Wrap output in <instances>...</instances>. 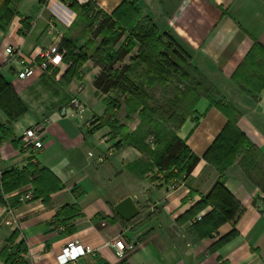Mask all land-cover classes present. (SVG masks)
Masks as SVG:
<instances>
[{
  "label": "crops",
  "instance_id": "obj_1",
  "mask_svg": "<svg viewBox=\"0 0 264 264\" xmlns=\"http://www.w3.org/2000/svg\"><path fill=\"white\" fill-rule=\"evenodd\" d=\"M74 1H92L97 11L110 15L123 0ZM135 1L157 31L168 35L188 56L191 72L201 76L205 87L217 92L212 95L213 100L215 96L222 98L239 112L235 125L264 159V83L257 85L251 76L240 82L235 80L238 67L255 44L264 49V0ZM68 3L21 0L18 15L6 31L0 30V76L11 85L25 109L12 122L0 109V127L11 130L7 138L0 131V171L22 169L33 163L50 172L58 185L53 189L54 181L42 176L34 186L31 200L17 199L24 185L0 194V264H7L5 256L13 250L16 263L55 264L69 239H78L93 249V254L84 258L88 264H264L260 187L264 165L249 176L237 157L224 168L223 195L218 190L214 203L205 199L219 178L218 164L213 162L215 152L209 154L208 149L228 121L205 93H199L194 114L175 129L187 151L199 160L186 178L170 181L165 179L168 171L157 166L145 152L132 145L115 147L120 137L108 126L90 131L93 118L103 116L105 110L93 86L100 69L92 61L83 67L77 98L84 107L80 116H76L65 95L40 98L29 94L28 86L42 72L37 69L33 75L19 78V65L5 53V48L19 47L22 55L30 59H36L53 45L61 50L59 43L74 18L67 25L55 13L62 5L74 15ZM131 56L129 53L122 63H129ZM254 59L264 67L259 54ZM62 65L64 61L50 67L57 69ZM245 80L250 85L245 86ZM250 86L261 89L250 94L246 90ZM138 121L135 116L126 122L130 132ZM32 126L38 127L43 139L42 148L33 155L23 145L24 132ZM176 170L177 167L172 168V172ZM127 196L138 210L129 221L115 211L116 204ZM230 199L243 207L234 224L216 205ZM71 206L76 207L77 213L59 214ZM213 210L222 216L217 224L212 225L209 218L204 223L197 219ZM4 220L13 224L7 225ZM115 239L133 245L124 258L117 257L110 245Z\"/></svg>",
  "mask_w": 264,
  "mask_h": 264
},
{
  "label": "trees",
  "instance_id": "obj_2",
  "mask_svg": "<svg viewBox=\"0 0 264 264\" xmlns=\"http://www.w3.org/2000/svg\"><path fill=\"white\" fill-rule=\"evenodd\" d=\"M20 1L0 0L1 31H6L12 19L18 15ZM67 1H69L68 9L76 14V18L78 17L79 20L85 21L86 27L90 25L88 23L92 20L88 22L87 17L95 9L94 3L87 1L86 3L78 4L74 0ZM95 11L97 15L102 16L100 20H97V27L93 30L92 38L85 37L88 32V28H86L80 35L84 43L79 48L76 44L78 38L73 39L67 30L64 38L59 43V48L66 50L63 55V61H71L69 66L72 67L68 70L71 76H77L80 72V66L82 67L87 60L92 61L93 65L100 69L93 79V86L96 91L101 94H107L118 89L120 94L124 96V103L128 109L126 119L129 120L130 115L133 113L137 114L139 123L134 131L129 132L122 124L117 128L114 113L119 105L117 102L118 98L107 100V104L104 103L105 110L103 123L101 124L109 126L112 132L119 135L120 139L114 145L115 147L132 145L145 152L157 166L168 171L165 174L166 181H170L173 178H186L199 158L187 151L183 140L176 136L174 130L185 118L194 114L196 101L199 98V93L202 92L228 118L226 126L208 149L209 154L215 152L216 159L213 162L215 161L218 164L219 178L215 183L214 189L206 195V201L214 203V197L218 190H221L223 195L221 179L224 168L237 157H240L239 164L242 170L249 176H252L254 172L258 173L260 171L258 167L264 165L260 150L235 125L239 112L222 98L213 100L212 94H217V92L210 86L205 87V81L201 76L191 72L192 68L188 63V56L175 45L168 35L160 34L157 31L151 20L143 15L135 0H123L110 15L96 9ZM76 18L70 24L71 27L74 26ZM26 21V18L22 20L24 26ZM114 29H118V31L114 33ZM124 32H127L124 43H121L113 50L112 48L123 38ZM100 34H103V39L105 40L93 45L92 49L94 51L91 54L84 52L89 49L88 46L96 43L95 39ZM134 42L138 43V55L131 56L129 63H122L123 59L131 53ZM256 53L259 54L260 63L263 65L264 49L255 44L253 51L236 71L235 80L237 82L251 76V79L256 80L257 85L264 83V67L262 68L255 63L254 57ZM117 63H120V65L118 66ZM173 73L182 77L181 80L184 83V87L180 88L179 85L178 87L174 85L170 90L174 89V93L165 100V103H159L157 99H153L154 97L145 92L144 85L152 86L153 83H156L163 94L168 93V85H170L169 83L172 80L170 76ZM188 74H192V76ZM167 77L170 79H167ZM167 82L169 83L166 84ZM247 85L250 84L246 81L245 86ZM260 89L259 87L253 88L251 86L246 88L250 94L258 93ZM0 109L6 114L9 122L14 121L25 110L20 105V101L11 85L2 76H0ZM174 110L181 115V119L173 130V128L166 127V125L172 123L170 121L174 115ZM0 131L3 132L4 138L11 136L10 128L1 126ZM90 131L92 130L90 129ZM149 135L156 137L155 141L152 138V142H155L154 149L148 148L145 142ZM2 139L0 138V141ZM173 167H177L176 172H172ZM42 176H47L54 181L53 189L58 187L54 176L50 172L46 169H38L33 163H28V166L22 169L11 168L0 171V194L17 189L29 182L32 183L34 189L38 179ZM262 181L260 187L264 191V178H262ZM227 197L229 198L228 195H226V199H228ZM216 205H220L221 213H224L233 224L243 212V207L232 199L224 204L219 203ZM73 212L77 213V210L76 207L71 206L60 210L59 214L69 215L73 214ZM221 213L213 210L207 216H202L200 220L204 223L209 218V220L211 219L210 223L214 225L221 221ZM200 231L205 232L206 229ZM232 234L233 232L229 236ZM15 254L13 250L5 256L7 264L24 263L22 261L16 263L18 259Z\"/></svg>",
  "mask_w": 264,
  "mask_h": 264
},
{
  "label": "rangeland",
  "instance_id": "obj_3",
  "mask_svg": "<svg viewBox=\"0 0 264 264\" xmlns=\"http://www.w3.org/2000/svg\"><path fill=\"white\" fill-rule=\"evenodd\" d=\"M58 8H60V11L57 10L55 15L59 18V20L61 22L68 25L72 21L71 17H73L75 20L76 14L74 12H73L74 15H72L62 5H58ZM61 10H62V12H61ZM63 12H64V14H63ZM88 16H89V17H87L88 22H90L91 20L92 21L90 23H88L90 25H88L87 27H86L85 21L79 20L77 17L76 21L74 22L75 23L74 26L71 27V25H70V27L68 29V32H69L68 34L73 39L78 38L76 44H77V47H79V48L84 43V40H82L80 38V35L85 31L86 28H88V32H87L85 37L92 38L93 30H95L97 27V22H98L97 20H100L102 15H97L96 11L94 9L92 12L89 13ZM117 31H118V29L113 30L114 33H116ZM126 37H127V32H124L123 38H121V41L119 43L120 44L124 43V40ZM104 40L105 39H103V34H100L95 39L96 43L95 44L93 43L92 45L88 46L89 49H86L84 52L91 54L94 51L92 49L93 45H97L98 43H100L101 41H104ZM119 43H117V44H119ZM116 47H117V45H115L112 49L114 50V49H116ZM59 51H60L59 53L62 54V60H61V62H62L63 61V55L65 54L66 50L63 48ZM138 53H139L138 52V43L134 42V46L131 49V54H132V56H134V55H138ZM88 61H90V60H87L86 62H88ZM61 62L59 64H61ZM70 63H71V61H64L65 65H62L60 68L56 69V68H51L49 66L46 70L41 71L42 74H40V76L36 79V81L28 86L29 94L35 93L38 95L37 97H40V98H44V97L57 98V93H58V96H60V95L67 96V98H66L67 102L71 103V100H73V99L77 100L79 89L82 85L81 81H82L83 76H84L83 67H84L85 63H84V65H82V67L80 66V72L77 76H71V74L68 73V70L72 67V66L71 67L69 66ZM118 64H120V63H117V65ZM176 75L177 74L174 75V73H173L170 76V77H172L171 83H169V82L166 83V84H168V83L170 84V85H168L169 90H168V93H166V94L162 93L159 85H157L156 83H153L152 86L144 85L143 88H144L146 93H149V95L151 97H154L153 99H157L159 101V103L163 104L166 102L165 100H167L170 97V95H172L174 93V89L172 91H170L174 85L177 87L179 85L180 88L184 87V83L181 80L182 77H179ZM188 75L192 76V74H188ZM167 79H170V78L167 77ZM71 85H72V87H71ZM96 94L102 98V100L104 101L105 104H107V100L109 101V100H114V99L118 98L117 102L119 105L115 109V113H114V119L117 121V128L122 124L125 128H127V130H129V127L127 126L126 122L130 123L131 119H133V117L135 118V116L138 119V116L136 113L131 114L129 120L126 119L128 109L126 107V104L124 103V98H123L124 96L120 94L118 89L113 90L107 94H101V93H96ZM212 95H214V94H212ZM214 99L218 100L219 97L215 96ZM173 114L174 115L170 121L172 123L167 124L166 127H171V129L173 128V130H174V127L177 126L179 120L181 119V115H179V113L176 110H174ZM117 118L122 119L123 121L125 120V122L122 123ZM101 123H103V116H101L99 118H93V120L90 123L91 130H93L97 127H98L97 129H99V126H102V127L107 126V125H103ZM138 123H139V121H138ZM138 123H137V125H138ZM136 127L133 129V131L136 129ZM150 137H152L154 141L156 140L155 136L149 135L146 138L145 142H146L148 148L154 149L155 144L150 143V141H149ZM263 178H264V169H263ZM263 195H264V191H263Z\"/></svg>",
  "mask_w": 264,
  "mask_h": 264
},
{
  "label": "built area",
  "instance_id": "obj_4",
  "mask_svg": "<svg viewBox=\"0 0 264 264\" xmlns=\"http://www.w3.org/2000/svg\"><path fill=\"white\" fill-rule=\"evenodd\" d=\"M59 49L56 45H53L48 50L41 51L36 59H30L25 57L21 53V48L8 46L5 48V53L10 56L12 60H15L19 65L17 76L19 78H25L31 76L38 69L40 71L46 70L49 66H57L62 60V54L59 53ZM71 105L74 107L76 116L84 111L83 105L73 99ZM23 145L29 150V153H34L43 146V139L41 131L37 126H32L24 132ZM152 142V138L149 140ZM33 155V154H32ZM34 194L33 185L31 182L24 185V190L18 194L17 199L19 201L31 200ZM261 201L264 206V195L261 196ZM11 207V204L8 205ZM10 212V209H9ZM201 216L197 217L200 219ZM5 224H13L11 220H4ZM59 226V225H58ZM61 229V228H59ZM110 245L115 250V255L119 258H124L126 252L133 248L130 243L125 244L120 239H115L110 242ZM87 254H93V249L89 245L82 244L78 239H69L61 248L57 255L55 264H88L84 261Z\"/></svg>",
  "mask_w": 264,
  "mask_h": 264
},
{
  "label": "water",
  "instance_id": "obj_5",
  "mask_svg": "<svg viewBox=\"0 0 264 264\" xmlns=\"http://www.w3.org/2000/svg\"><path fill=\"white\" fill-rule=\"evenodd\" d=\"M64 111H62V114ZM76 123L79 122L78 118H75ZM116 213L124 220L129 221L138 214V210L131 197L127 196L120 200L115 206Z\"/></svg>",
  "mask_w": 264,
  "mask_h": 264
}]
</instances>
